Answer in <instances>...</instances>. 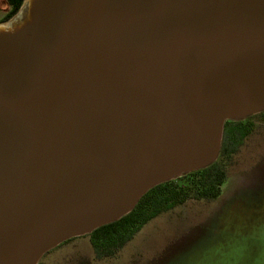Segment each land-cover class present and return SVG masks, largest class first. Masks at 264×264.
Returning <instances> with one entry per match:
<instances>
[{
    "label": "water",
    "instance_id": "water-1",
    "mask_svg": "<svg viewBox=\"0 0 264 264\" xmlns=\"http://www.w3.org/2000/svg\"><path fill=\"white\" fill-rule=\"evenodd\" d=\"M260 113L264 0H24L0 23V264L118 222Z\"/></svg>",
    "mask_w": 264,
    "mask_h": 264
},
{
    "label": "rangeland",
    "instance_id": "rangeland-1",
    "mask_svg": "<svg viewBox=\"0 0 264 264\" xmlns=\"http://www.w3.org/2000/svg\"><path fill=\"white\" fill-rule=\"evenodd\" d=\"M254 132L246 139L243 147L232 156L227 164L229 183L238 189L250 192L254 197L264 196V117L253 120ZM222 188V193L224 191ZM189 201L184 206L161 214L147 224L131 243L111 258L98 259L87 235L65 242L47 253L42 264H169L172 256L185 246L189 237L200 234L213 218L214 209L221 203ZM191 228L189 236L176 237Z\"/></svg>",
    "mask_w": 264,
    "mask_h": 264
},
{
    "label": "trees",
    "instance_id": "trees-1",
    "mask_svg": "<svg viewBox=\"0 0 264 264\" xmlns=\"http://www.w3.org/2000/svg\"><path fill=\"white\" fill-rule=\"evenodd\" d=\"M14 6L11 19L20 9L24 0H9ZM264 117V113L242 122H228L223 137V149L217 162L208 169L200 170L186 177L161 184L142 197L139 204L126 217L116 223L97 229L90 236L92 248L98 259L114 257L147 224L161 214L168 213L189 201L214 202L222 196L227 180V164L254 132L253 120Z\"/></svg>",
    "mask_w": 264,
    "mask_h": 264
},
{
    "label": "clouds",
    "instance_id": "clouds-1",
    "mask_svg": "<svg viewBox=\"0 0 264 264\" xmlns=\"http://www.w3.org/2000/svg\"><path fill=\"white\" fill-rule=\"evenodd\" d=\"M213 211L202 232L190 236L169 264H264V196L229 183ZM190 232L188 228L176 239Z\"/></svg>",
    "mask_w": 264,
    "mask_h": 264
},
{
    "label": "flooded vegetation",
    "instance_id": "flooded-vegetation-1",
    "mask_svg": "<svg viewBox=\"0 0 264 264\" xmlns=\"http://www.w3.org/2000/svg\"><path fill=\"white\" fill-rule=\"evenodd\" d=\"M13 10H14V6L11 5L9 0H0V23L9 17L12 14ZM82 237H84V236H82ZM78 238H81V237H78ZM75 239H77V238H74L70 241H73ZM70 241H68V242H70Z\"/></svg>",
    "mask_w": 264,
    "mask_h": 264
}]
</instances>
